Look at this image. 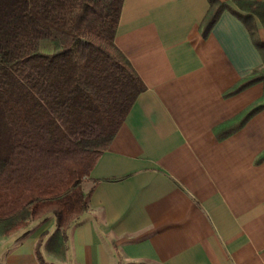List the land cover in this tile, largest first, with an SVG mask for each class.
<instances>
[{"label": "crops", "instance_id": "0c3cea01", "mask_svg": "<svg viewBox=\"0 0 264 264\" xmlns=\"http://www.w3.org/2000/svg\"><path fill=\"white\" fill-rule=\"evenodd\" d=\"M220 1L205 30L210 0H124L115 42L146 89L83 181L65 257L51 213L0 233V264H264V0Z\"/></svg>", "mask_w": 264, "mask_h": 264}, {"label": "trees", "instance_id": "16d2710c", "mask_svg": "<svg viewBox=\"0 0 264 264\" xmlns=\"http://www.w3.org/2000/svg\"><path fill=\"white\" fill-rule=\"evenodd\" d=\"M123 2L0 0V233L52 213L46 250L60 258L89 209L84 179L146 89L115 42ZM210 2L205 30L226 7Z\"/></svg>", "mask_w": 264, "mask_h": 264}]
</instances>
